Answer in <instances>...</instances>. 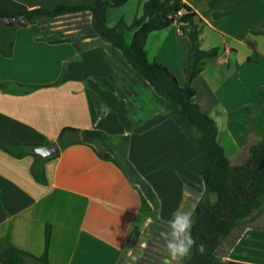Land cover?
Wrapping results in <instances>:
<instances>
[{"label": "crops", "instance_id": "1", "mask_svg": "<svg viewBox=\"0 0 264 264\" xmlns=\"http://www.w3.org/2000/svg\"><path fill=\"white\" fill-rule=\"evenodd\" d=\"M75 1L0 0V13L53 10ZM146 1H137L136 8L128 0L108 9L106 25L113 27L120 19L130 24ZM182 1L209 31L200 36L201 49H218L193 79L192 101L213 119L233 161L264 134L259 93L264 86V0H217L212 8L211 0ZM232 5L238 6L229 15L214 17ZM179 28L174 24L150 34L145 52L148 61L164 65L185 84L189 42ZM40 36L37 24L19 26L11 55L0 54V141L34 146L36 155L16 158L0 149V239L36 258L46 253L49 264H117L134 232L140 239L138 230L150 215L168 226L174 215L192 214L203 155L172 119L157 114L139 121L125 97L99 84L111 74V58L101 51L100 40L85 38L75 47ZM63 70L69 78L57 83ZM64 128L127 136V159L157 197V214L144 215L139 190L116 164L89 147L72 144L47 158L34 152L57 143ZM35 159L43 162L44 183L31 173ZM258 250L251 244L242 262L264 264L263 242ZM156 251L148 245L145 254L160 258Z\"/></svg>", "mask_w": 264, "mask_h": 264}, {"label": "trees", "instance_id": "2", "mask_svg": "<svg viewBox=\"0 0 264 264\" xmlns=\"http://www.w3.org/2000/svg\"><path fill=\"white\" fill-rule=\"evenodd\" d=\"M127 1L76 0L72 5H59L53 10L35 8L13 16L0 13V54L4 57L11 55L15 31L19 26H23L8 24L7 21L14 17L23 16L26 21L24 25H39L42 40L50 43L70 42L77 47V42L72 39H48L46 35L49 30L42 23L45 20L87 12L90 15V33L83 39L91 36L99 39L102 42L101 51L111 58V74L106 78L98 79L99 84L117 92L118 81L114 77L117 59L114 58L116 55L114 53L117 52L134 78L149 88L155 104L163 108L203 155L201 179L204 192L191 214L194 221L191 233L197 243L193 246L190 255L185 256L182 264H247L222 260L217 256V248L219 240L230 235L236 227L252 223L264 211V134L250 147L248 156L241 165L232 164L218 140L215 122L202 113L198 105L192 101L195 96V89L191 86L193 79L204 69L207 60L215 59L218 55V49H201L200 36L205 23L182 0H147L142 5L141 14L130 24L120 19L113 27H108L107 10L120 8ZM245 1L242 0L241 3ZM237 6H228L223 12L216 14L230 13ZM174 24L179 25L180 34L189 42L187 64L183 69L185 79L183 86L178 84L176 78L164 65L148 61L145 52L150 34L165 30ZM129 32L132 33V38L127 44L126 35ZM68 78L63 70L57 83ZM259 93L264 98V86L259 89ZM149 106H144L147 111ZM137 113L141 114L138 110ZM136 116L140 118L139 115ZM193 131L197 135H193ZM107 142L110 145H107ZM57 143L60 148L76 143L85 145L100 158L116 164L139 190L142 211L146 214H157L159 208L157 197L151 187L141 180V176L127 159V136L111 138L97 130L80 131L64 128L57 138ZM33 147L0 141V149L16 158L29 154L36 157L32 151ZM42 165V161L35 159L31 173L38 182L44 183ZM47 242L48 240L46 244ZM201 245L203 251L200 250ZM28 262L49 264L46 253L36 258L0 239V264H28Z\"/></svg>", "mask_w": 264, "mask_h": 264}, {"label": "rangeland", "instance_id": "3", "mask_svg": "<svg viewBox=\"0 0 264 264\" xmlns=\"http://www.w3.org/2000/svg\"><path fill=\"white\" fill-rule=\"evenodd\" d=\"M139 0H133V8H136V3ZM212 2V5L210 3ZM209 5L214 7L217 5V0H211ZM231 13V12H230ZM230 13L225 14V16ZM215 18L221 17L217 14L214 15ZM132 22V21H131ZM42 25L49 30V33L46 35L47 38L55 39H72L79 43L84 36H89L90 33V15L85 13L72 14L62 16L53 20H45ZM209 33L208 29L204 27L205 30ZM132 38V33L129 32L126 35V43L129 44ZM89 39H96L94 37H89ZM222 50V49H220ZM114 53V52H113ZM114 54L116 58V64L114 69V77L118 81L117 92H119L125 99H127L130 109L132 112H141L139 115L140 119L155 116L157 114H161L164 117H168L171 119L166 112L163 110L161 106L155 104V100L151 95L149 88L142 85L138 82L132 72L126 68L124 60L120 59V56L117 52ZM231 61L234 58L233 54L229 55ZM223 59V58H221ZM226 63V60L223 59ZM209 61H212L211 59ZM111 64V63H110ZM227 69L226 67H224ZM124 82H123V81ZM178 84L180 86L184 85L183 78H176ZM138 95L141 97H138ZM145 105H150L149 110L144 107ZM156 105V107H154ZM150 108H153L150 110ZM145 111V112H144ZM149 116H148V115ZM254 117V113H252ZM253 123L247 128V134L250 135L252 131ZM193 135H197L196 132L193 131ZM107 145H110L107 142ZM254 145V144H253ZM252 146V145H251ZM105 149V148H103ZM249 147L242 154H240V158L233 159L231 161L234 165H241L247 158L249 153ZM198 187H196L197 192H195V202L198 203L203 192L204 186L202 180H198ZM195 203V204H196ZM146 215V213H144ZM145 217V216H144ZM151 219L148 221H144V226H141L138 231H140V239L136 240L137 233H133L131 237V241L129 242L127 248L123 252L121 259L117 264H182L184 257H171L166 249V236L165 233L168 231L167 224H162L157 221V219L150 215ZM144 220V218H143ZM252 229L247 231V229ZM264 237V211L250 224H242L236 227L230 235L226 238L219 240V245L217 248V256L222 260H232L237 259L239 261H245L244 250H249L252 244V247L256 250L259 249L260 244L264 241H261V238ZM150 238V239H148ZM150 246L152 249H156V254L160 256L157 258H153L147 254H145V250L147 246ZM259 251V250H258ZM159 261V262H158Z\"/></svg>", "mask_w": 264, "mask_h": 264}, {"label": "clouds", "instance_id": "4", "mask_svg": "<svg viewBox=\"0 0 264 264\" xmlns=\"http://www.w3.org/2000/svg\"><path fill=\"white\" fill-rule=\"evenodd\" d=\"M141 180L147 183V179L141 176ZM193 218L190 212H181L174 215L168 221V231L166 236V249L173 258L188 256L193 246L197 243L193 239L191 229ZM203 251V245L200 246Z\"/></svg>", "mask_w": 264, "mask_h": 264}, {"label": "water", "instance_id": "5", "mask_svg": "<svg viewBox=\"0 0 264 264\" xmlns=\"http://www.w3.org/2000/svg\"><path fill=\"white\" fill-rule=\"evenodd\" d=\"M7 22L10 25H24L26 23L23 16L14 17L12 20H8ZM59 150L60 147L58 143L54 142L49 145L38 146L34 149V152L43 158H47L56 155Z\"/></svg>", "mask_w": 264, "mask_h": 264}, {"label": "built area", "instance_id": "6", "mask_svg": "<svg viewBox=\"0 0 264 264\" xmlns=\"http://www.w3.org/2000/svg\"><path fill=\"white\" fill-rule=\"evenodd\" d=\"M178 14L180 15V13H178ZM218 61H219V63H224V62H225V61H224L223 59H221V58H220Z\"/></svg>", "mask_w": 264, "mask_h": 264}]
</instances>
